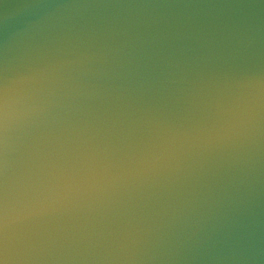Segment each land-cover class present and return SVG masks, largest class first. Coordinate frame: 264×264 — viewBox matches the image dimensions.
I'll return each mask as SVG.
<instances>
[{"label":"water","instance_id":"obj_1","mask_svg":"<svg viewBox=\"0 0 264 264\" xmlns=\"http://www.w3.org/2000/svg\"><path fill=\"white\" fill-rule=\"evenodd\" d=\"M0 264H264V0H0Z\"/></svg>","mask_w":264,"mask_h":264}]
</instances>
